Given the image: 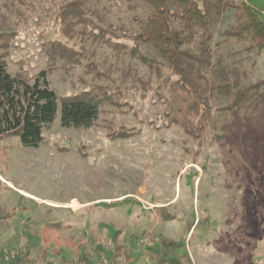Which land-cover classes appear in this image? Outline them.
Returning a JSON list of instances; mask_svg holds the SVG:
<instances>
[{"label": "rangeland", "instance_id": "rangeland-1", "mask_svg": "<svg viewBox=\"0 0 264 264\" xmlns=\"http://www.w3.org/2000/svg\"><path fill=\"white\" fill-rule=\"evenodd\" d=\"M66 1L0 0L7 70L32 80L44 69L58 97L87 91L99 108L90 127H64L58 102L36 147L0 138V264L27 251L30 264H41L50 245L38 230L55 221L92 264L111 261L113 240L120 264H264V127L249 160L228 139L234 110L215 112L216 127L198 138L184 134L170 116L176 75L131 37L142 5L88 0L83 21L66 25ZM231 20L228 11L217 39ZM244 46L222 42L216 50L239 71L240 86L264 79V50ZM258 108L264 120V102ZM61 256L46 251L76 264L74 248Z\"/></svg>", "mask_w": 264, "mask_h": 264}, {"label": "trees", "instance_id": "trees-1", "mask_svg": "<svg viewBox=\"0 0 264 264\" xmlns=\"http://www.w3.org/2000/svg\"><path fill=\"white\" fill-rule=\"evenodd\" d=\"M127 1L142 5L141 14L133 17L137 29L131 32L132 39L150 46L155 57L157 55L176 75L170 83L171 120L184 134L198 138L207 126L216 127L215 112L234 110L236 116L228 139L238 146L242 157L249 160L257 156L259 145L255 137L264 127L262 111L258 108L264 102V79L240 86L239 71L221 55H216V50L222 42L244 44L247 51L264 50V0ZM87 2L66 1L59 17L66 25L83 21L88 12ZM228 11L232 20L220 31L221 39H217V25ZM155 57L148 60L142 54L144 61H154ZM153 64L158 68L160 63L154 61ZM227 97L229 102L221 105V98ZM58 102L59 121L64 127L88 128L99 112L98 102L88 96L87 91L58 97L49 86L44 69L29 80L11 74L0 55V138L17 136L24 146H38L44 141L43 128L55 118ZM2 184L0 179V186ZM62 227L65 226L55 221L39 228L42 241L50 245L40 250L41 264H59L53 258H46V251L49 249L61 256L63 248H74L76 264H92L73 236L64 238L57 234ZM162 241L168 240L162 238ZM112 243L113 257L106 264H120L122 247L116 240ZM95 250L100 254L101 245ZM124 258L129 260V255ZM14 261L30 264L33 258L27 251L17 254ZM60 261H64L62 256Z\"/></svg>", "mask_w": 264, "mask_h": 264}]
</instances>
